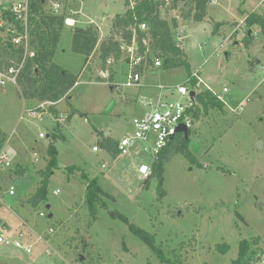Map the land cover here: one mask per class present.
I'll return each instance as SVG.
<instances>
[{
  "label": "rangeland",
  "instance_id": "1",
  "mask_svg": "<svg viewBox=\"0 0 264 264\" xmlns=\"http://www.w3.org/2000/svg\"><path fill=\"white\" fill-rule=\"evenodd\" d=\"M20 1L28 0L0 1V36L3 38L15 30L14 24L5 18L4 10ZM52 1L64 2L45 0L42 11L62 14V7L55 12ZM215 1V4H207L205 17L223 23L221 33L218 34V27L215 31L213 23L206 18L200 25L192 23L197 22L192 19L189 21L192 25L181 18L179 21L186 26L183 31L192 35L185 44L192 70L197 69L206 85L223 93L226 102L223 109H210L200 120L192 121L188 147L196 161H190L181 152L173 154L165 165L162 180L157 174L145 181L136 177L134 162L139 166L149 161L145 144H138L128 155H121L119 161L107 157L105 154L110 153L105 149L94 152L92 146L98 140L94 128L111 130L118 138L131 133L135 108L129 102L141 104L143 94L150 97L159 88L162 90V86L184 82L188 77L185 67L167 70L162 66L149 72L140 81L141 86L132 87L120 84L127 75L119 72L114 89L109 81L101 82L94 75L82 73L69 92L70 98L64 97L57 105L59 109L50 104L40 108L38 99L26 102L18 83L0 85V154L2 150L14 149L12 145L18 149L15 156L11 155L9 165L0 163V195L13 185L17 192L15 197L4 196L3 201L10 209L7 205L1 209V205L0 210L15 219L19 216L18 221L24 228L23 217L32 228L35 227L33 222H37L36 229L45 234L48 244L38 239L42 235L39 231L25 244L36 242L38 246L40 243L52 253L27 255L15 248H2L0 264H168L98 199L95 202L97 214L93 218L86 201L90 174L97 177L106 194L113 195L114 199L109 195L100 196L108 209L127 216L130 222L154 234L155 245L161 247L170 261L177 257L180 264H229L237 258L241 240L259 236L261 241L254 247L260 251L255 264L264 262V36L256 32L250 36L246 32L247 16L263 5L264 0ZM99 3L100 0H85L83 7L91 15L98 14ZM105 3L103 10L108 16L105 23H110L105 31L114 35L117 13L123 12L125 7L123 0H106ZM179 7L183 8L184 4L180 3ZM111 16L114 18L110 21ZM162 16L172 17L168 10L162 11ZM241 24L244 25L240 27ZM254 26L259 25L251 29ZM70 42L71 36L65 31L57 59L78 71L83 56L70 49ZM64 50L66 52L62 53ZM156 56L164 62L161 55ZM119 61L127 62L125 54L122 53ZM116 64L118 61L113 67ZM145 81L151 90L144 93L145 88L140 87ZM224 87L228 88L226 93ZM139 107L144 109L143 104ZM29 110H48L52 115L46 113L39 120L30 115ZM61 110L68 114L65 126L56 122ZM57 124L62 125L59 131L62 135L54 144L59 151V166L51 176L49 187V202L55 209L50 211L47 205L40 203L37 207L31 205L29 211L28 205L27 210H21L17 201L23 194L20 186L23 181L16 179L23 177L18 176L17 171L25 169L31 174L29 189L20 199L27 202L32 197L28 198L31 192L41 184L38 176L42 180L39 173L42 166L33 165L32 151L48 145L51 140L39 138L38 133H53L56 131L53 126ZM49 148L50 145L47 151ZM47 156L48 161L49 154ZM104 161L109 165L107 169L101 168ZM68 167L74 168L69 171ZM56 188L60 189L59 194L53 193ZM72 190L77 198L69 204ZM41 211L48 216L40 217ZM51 212L55 216L50 219ZM50 226L53 233L49 232ZM222 243L230 245L228 252H219L217 245Z\"/></svg>",
  "mask_w": 264,
  "mask_h": 264
},
{
  "label": "trees",
  "instance_id": "2",
  "mask_svg": "<svg viewBox=\"0 0 264 264\" xmlns=\"http://www.w3.org/2000/svg\"><path fill=\"white\" fill-rule=\"evenodd\" d=\"M135 6L129 8L124 15H117L114 26L117 28V33L124 36L127 42H131L133 33L130 30L133 27L136 30L137 41L139 42L140 50L143 51V38L150 37L151 47L156 54L161 55L164 59L163 68H175L183 66L187 72V81L184 84H189L194 88L197 84V78L193 76L191 65L186 58V52L183 48L177 46L174 41V29L179 26L177 18H172L171 21L162 17L160 7L162 0H135ZM173 8H179L180 15L183 19H192L201 21L205 17V12L209 0H172ZM45 0H28V32L30 34V46L34 50L35 55L26 56L24 66L19 74L17 83L21 88L23 96L27 99L36 98L40 101H51L53 103L68 96L70 90L76 85L79 79V74H76L69 69H66L54 62V55L58 48L61 38V30L65 24V14L45 13L42 11V6ZM180 3L184 4L180 8ZM129 5V0H126ZM189 8L187 9L186 7ZM4 15L7 20H10L15 30L9 34L7 38L0 36V64L1 67L11 65L12 61L18 62L24 58V47L16 46L12 39L14 36L23 34L25 26L23 22L16 19L12 11L4 10ZM146 23L147 31H142L139 25ZM255 24L260 26L264 36V14L252 12L247 16L246 25L248 30ZM219 24H216L217 28ZM248 34H251L248 31ZM98 34L92 27H76L73 31V40L71 50L75 53L90 56L98 43ZM120 42L116 41L114 36L110 35L106 42H103L100 47L101 58L103 63L110 57L119 59L121 56ZM198 105L194 109H190L194 120H199L201 115L207 113L210 109H223L224 101L217 98L214 92L207 87H200L196 95ZM191 130L188 134L177 133L175 137L162 149L153 163V174H157L160 180L163 178L165 165L169 158L177 152H181L190 161L195 162L188 145L190 142ZM52 138L58 136L51 135ZM60 137V136H59ZM103 146L110 151L113 156L119 155L116 142L111 137H106ZM49 160L46 168L40 171L42 175L41 185L37 191L29 199L32 207H37L41 202H46L48 197V185L50 177L54 170L58 168V152L54 144H50L48 150ZM74 167H68L71 170ZM25 169H19L17 173L21 176ZM109 195L101 188L98 179H88L86 201L89 205L93 218L96 217L97 207L96 200H100L104 206L113 215L119 216L126 222L130 229L150 246L153 247L158 257L162 262L168 264H180L177 257L170 261L160 246L155 245V235L130 222L128 217L108 209L105 201L100 196ZM110 198L114 199L112 195ZM261 238L259 236L250 239H243L239 244V252L237 258L233 259L229 264H255V260L259 254V250L254 247L259 245ZM217 249L221 253H226L230 250L228 243L217 245Z\"/></svg>",
  "mask_w": 264,
  "mask_h": 264
},
{
  "label": "built area",
  "instance_id": "3",
  "mask_svg": "<svg viewBox=\"0 0 264 264\" xmlns=\"http://www.w3.org/2000/svg\"><path fill=\"white\" fill-rule=\"evenodd\" d=\"M164 1L162 6L160 7L161 11H174L175 18L179 19L181 18L180 14L176 12V10L173 8L172 0H162ZM135 0H129V8H133L135 6ZM1 5H3L1 3ZM59 5L56 4L54 7L55 12H58ZM29 4L28 1L24 3H18L13 4L9 10L12 11L16 17V19H19L21 22H23L25 26V31L23 34L14 36L12 39V42L16 46H23L25 50L24 58L18 62L12 61L11 65L1 67L0 64V85L4 86L8 82H12L17 84V80L19 77V74L24 66L26 56H34V50L31 49L30 46V34L28 32V14H29ZM65 24H68L70 26H75L76 20H73L71 18H65L64 21ZM139 28L142 31H147L148 25L146 23H142L139 25ZM133 33L131 42H127V40L124 38L122 33L120 34V37L116 36L115 40L120 42V50H121V56L122 53L125 54V57L127 59V65H128V76L126 85L132 86L137 83H139L142 72L146 68L151 67H161L163 66V61L161 58L156 56V52L151 47V39L150 37L143 38V47L144 50H140L139 42L137 41V35L136 30L131 27L130 29ZM181 40V38H179ZM116 59L114 57H110L107 60V64H111ZM193 76L197 78V84L194 88H192L189 84H180L176 86L174 89H172V92L176 95L172 100H163L160 99L157 101V103L154 105V107L146 112L145 114L141 116H136L132 120L133 124V131L131 133L124 134L118 141L117 149L119 150V154H126L132 149L133 147H136L138 144H145V151L153 158L156 159L158 153L164 149L168 143L175 137L177 132V127L184 123L188 126V128L191 127L193 116L190 109H194L198 102L196 100V95L198 93V87L202 85V80L200 78V75L197 71L193 72ZM206 87V86H205ZM164 87L162 86V89ZM209 89V88H208ZM194 90L196 92L195 96H191V91ZM211 90V89H210ZM228 91V88L224 87L223 92L226 93ZM214 94L217 96L218 99L225 102L223 93L220 92H214ZM47 104L52 105V102H47ZM46 103H42L39 105L40 108H45ZM30 111V110H29ZM43 111L39 110H32L29 112V114L33 116H37L40 119L42 118ZM65 117L63 115H60L56 118V122L61 123ZM39 138H46V134L43 132L39 133ZM100 149L99 145L96 144L93 146V151H98ZM35 160H39V153L35 152ZM10 157L11 152L10 150H2L0 154V163L1 165H9L10 164ZM106 164L103 163L102 167L106 168ZM153 168L152 166L145 162L142 163L138 168V174L141 181L148 180V178L152 175ZM60 190L57 189L55 193H59ZM16 187L10 186L7 189V192L4 193V195H0V205L2 207L4 205H7L3 198L6 194L10 196L16 195ZM7 207L10 209L9 205ZM12 209V208H11ZM39 216L41 217H47V214L45 211L39 212ZM25 226L27 227V222L23 219ZM29 228V227H28ZM6 228L4 227V224L0 222V252L3 247H12L16 249H23L26 252H31V249L33 245L36 242L25 244L22 240L21 236L13 237L5 234ZM50 233L54 232V229H49ZM38 239L42 240V242H45L48 244L46 237L43 235H40ZM49 246V245H48ZM47 253L50 254L51 252L47 250Z\"/></svg>",
  "mask_w": 264,
  "mask_h": 264
},
{
  "label": "crops",
  "instance_id": "4",
  "mask_svg": "<svg viewBox=\"0 0 264 264\" xmlns=\"http://www.w3.org/2000/svg\"><path fill=\"white\" fill-rule=\"evenodd\" d=\"M1 1V0H0ZM48 1H50V0H48ZM79 1V2H78ZM21 2V1H20ZM20 2H18V3H20ZM53 2V1H52ZM65 2V3H64ZM64 2H61L60 3V1H54L53 2V4H58L59 5V8H58V10H60V8H61V12L62 13H64L65 14V18H71V19H73V20H76V24H75V27L74 26H70V25H68V24H64L63 25V27H62V30H61V38H60V43H59V45H58V48H57V50L59 49V47H60V45H61V42H62V39H63V34H64V32L65 31H68V34H70V36H71V42H70V49H71V46H72V40H73V31H74V29L76 28V27H92L96 32H97V34H98V37H99V39H98V43H97V46H96V48H95V50H94V52L90 55V56H88V57H86L85 55H82L83 56V64H82V66H81V69L80 70H74L73 68H71V67H69V66H66L65 64H63V63H61L58 59H57V50H56V53H55V55H54V62H56V63H58L60 66H62V67H64V68H66V69H69L70 71H72V72H74V73H76V74H79V78L81 77V75H82V73H89L90 75H94L95 76V78H96V80H99L100 79V81L102 82V81H105V82H108L110 85H111V87H112V89H114V86L115 85H117L118 83H116V79H117V77H118V73L119 72H121V75H127L128 76V65H127V62L125 63V62H120L119 60L121 59V56H120V58L119 59H116L115 61H113L111 64H107V61H106V63H103V61H102V58H101V51H100V47H101V44L103 43V42H106L107 41V39H108V37H110V35H112V36H114V38H116V36H118V37H120V33L119 34H117V32H115V34L113 35L110 31H105V26H106V28H109V27H107L108 26V24H110V23H108L107 25H106V20H107V17L108 16H106V14H105V11L103 10V9H105L106 8V6H107V4L105 3L106 2V0H100V3H99V9H100V12H98V14H92L91 15V13H88V12H86L85 11V9H84V7H83V5H84V3H85V0H64ZM209 2H211V3H214L215 4V0H209ZM2 3H3V0H2ZM14 4H15V2H13ZM17 4V3H16ZM65 4V5H64ZM73 5L74 7H71L70 5ZM123 4H124V7H125V10L123 11V12H121V13H117L118 15H124L126 12H127V10L129 9V6L126 4V0H123ZM208 5H209V3H208ZM207 5V6H208ZM175 10H176V12L178 13V14H180L178 11H179V8H174ZM161 10V9H160ZM206 11H207V9H206ZM170 13H171V19L172 18H175V16H174V11H169ZM253 12H258V13H261V14H264V4L263 5H260L259 7H258V9H256L255 11H253ZM116 14V15H117ZM161 14H162V11H161ZM116 15H114V16H116ZM114 16H111L108 20H112L113 18H114ZM181 16V15H180ZM206 16V15H205ZM163 18H165L164 16H162ZM204 18H206V17H204ZM203 18V19H204ZM165 19H167V18H165ZM171 19H167L168 21H171ZM180 19V18H179ZM179 19H178V21H179ZM181 19H183L182 17H181ZM206 19H208V18H206ZM206 19L205 20H203V21H206ZM184 21H187V23L186 24H190L191 22H189V21H191V20H187V19H183ZM209 20V22L211 21L212 23V26H213V29L216 31L217 30V28L215 27V25L216 24H219L218 25V34L219 33H221L222 31H221V27H222V25H223V23H218V22H214L213 20H210V19H208ZM203 21H197V22H192V23H195V24H198V25H200ZM241 22H243V20L241 19ZM184 23V22H183ZM220 24H222L221 26H220ZM190 25H192V24H190ZM244 25V24H243ZM242 24L240 25V27L241 26H243ZM110 26V25H109ZM239 26V25H238ZM111 28H112V26H110ZM184 27L186 28V26L185 25H183V24H181L180 25V21H179V26L176 28V29H174V36H175V34L176 33H178L179 34V36H175V38H174V41H175V43L177 44V46H179V47H182L184 50H185V52H186V55H187V50H186V47H185V44H186V41L188 40V39H190L191 37H192V35H191V33L188 31V33H187V31L186 32H184L183 31V29H184ZM204 27V26H203ZM255 27V28H254ZM253 27V29H250V30H248L247 29V31L246 32H248V31H250L249 33L250 34H252V33H254V32H256L258 35H262V32H261V29H260V27L259 26H254ZM67 28H69V30L67 29ZM212 28V27H211ZM113 29H114V31L116 30L117 31V28L114 26V24H113ZM225 30V29H224ZM113 31V32H114ZM230 37V36H229ZM228 37V38H229ZM179 38H181V40H179ZM226 39H227V37H226ZM177 41H178V43H177ZM180 43L182 44V46L180 45ZM66 52V50H64V51H62V53H65ZM188 59V58H187ZM118 61V64H116V65H114V67H113V64H115L116 62ZM101 63V68H99V64ZM190 63V62H189ZM191 64V63H190ZM112 67H113V69H112ZM162 67V66H161ZM193 68V67H192ZM191 68V69H192ZM158 69H162V68H160V67H151V68H146L145 70H143V72H142V76H141V79H140V81L142 80H144V78H145V76L147 75V74H150L152 71H155V70H158ZM174 69V68H173ZM167 70H171V69H167ZM195 71H197L198 72V70L197 69H193L192 70V72H195ZM94 72V73H93ZM150 72V73H149ZM92 73V74H91ZM199 73V72H198ZM200 75V74H199ZM200 78H201V80H202V85L203 86H206L207 88H209V89H211L213 92H216L212 87H210L209 85H206V83H205V81L203 80V78L201 77V75H200ZM108 79V80H107ZM120 80V79H119ZM188 80V79H187ZM187 80H185V81H187ZM78 81H79V79H78ZM126 81H127V77H126V80H125V82H124V80H121V85L122 86H126V87H132V86H135V85H137V86H141V83H140V81H139V83H137V84H135V85H132V86H127L126 85ZM184 81V82H185ZM105 82H103V83H105ZM184 82L183 81H181V82H179V83H177V85L176 86H178V85H180V84H184ZM77 84V83H76ZM174 85V84H173ZM173 85H170V86H163L164 88L161 90L160 88L158 89V90H156V91H154L153 92V96H150V97H148V94H143V96L140 98V103L141 104H143V106H144V109L143 108H141V107H139V106H141V104H138V103H134V102H129L130 104H131V106L133 107V108H135V114H134V116L136 117V116H141V115H143V114H145L146 112H148V111H150L153 107H154V105L157 103V101L158 100H160V99H163V100H172L176 95L172 92V89H174L176 86H173ZM185 85H188V84H185ZM17 86V85H16ZM148 86H150V84L148 83V82H144L143 83V86L142 87H140V88H145L144 89V93L146 92V91H148V89H150L151 90V87H148ZM68 97L70 98V96H69V94H68ZM26 99V102H28V101H30V100H36V98H30V99H27V98H25ZM224 99H225V97H224ZM135 100V99H134ZM39 101V100H38ZM63 101V99H61V100H59V101H57V102H55V103H52V105H49V106H55V108L56 109H59L58 107H57V105L58 104H60L61 102ZM42 101H39V104H42V103H46L47 104V101H43L42 103H41ZM138 102V101H137ZM225 102H226V100H225ZM48 105V104H47ZM139 105V106H138ZM59 106V105H58ZM39 107V106H38ZM64 110H61L59 113H58V116H60V115H63L64 117H65V119L63 120V122H62V124L65 126L66 124H64L65 122H66V120L68 119V114L67 113H65V112H63ZM26 111L24 110V113H25ZM46 113H49L48 112V110H47V112L45 111V112H43V115H42V118L40 119L39 117H37L36 116V118L37 119H39V120H42L43 118H44V115L46 114ZM50 115H52L51 113H49ZM31 115V114H30ZM86 117H88V116H86ZM134 118V117H133ZM201 118V117H200ZM53 120H54V117H53ZM70 120H71V118H70ZM69 120V121H70ZM133 120V119H132ZM193 120H194V118H193ZM200 120V119H199ZM55 121V120H54ZM65 121V122H64ZM85 121H88L87 120V118H85ZM132 122V121H131ZM60 126H62V125H60ZM60 126L57 124L56 126H53L54 127V129L56 130V131H53V133H48V134H46V138H48V139H51L50 140V142L48 143V145H50L51 143H53V144H55V142L57 141L56 139H58V138H52V134L54 135H56V136H60L61 137V133H59V131L61 130V128H60ZM190 129V128H189ZM41 132H43V131H41ZM40 133V132H39ZM39 133H38V137H39ZM94 133L96 134V136H97V142L98 141H100V143L98 144L97 142H95L94 144H93V146L94 145H96V144H98L99 145V147H100V149L102 148V149H105V150H107L104 146H103V143H104V141H105V138L106 137H111L115 142H116V146H117V144H118V141H119V139L123 136H121V137H114L113 135H112V133H111V130H107V129H105V131H103L102 130V127L99 129V128H94ZM103 135V136H102ZM51 137V138H50ZM10 137H8L7 138V141L9 142V143H7L8 144V148H10ZM48 145H41V147H38V148H34L35 150H33L32 151V156H31V158H32V162H34V166H38L39 164L42 166V168H41V170H44L45 168H46V166H47V164H48V161H47V147H48ZM93 146H92V150H93ZM12 147L14 148V149H8V150H10V152H11V155H13L14 154V156L16 155V150H18V149H16V146H14V145H12ZM46 147V148H45ZM134 148V147H133ZM100 149L98 150V151H94V152H99L100 151ZM40 151H41V153H40ZM108 151V150H107ZM130 151H131V149H130ZM130 151L128 152V153H126V154H119V155H117V157H115V156H113V154L110 152V151H108L110 154L108 155V154H105L107 157H112L113 159H116V160H120L121 158H122V156L121 155H128L129 153H130ZM35 152H38L39 153V160H35V155H34V153ZM40 154H41V156H40ZM18 155V154H17ZM58 159H59V151H58ZM41 160V161H40ZM42 162V163H41ZM103 163H105L107 166H106V168H103L102 167V164ZM147 163H149L151 166H153V163H154V159L151 157V156H149V161H147ZM102 164H101V168L102 169H107L108 167H109V165H108V163L106 162V161H104V162H102ZM134 164H135V169H136V177L138 178V179H140L139 178V174H138V168H139V166L141 165H137L135 162H134ZM40 165H39V167H40ZM58 166H59V163H58ZM89 167V166H88ZM41 170H39V173H40V171ZM70 171V170H69ZM54 173V172H53ZM87 173L88 174H90L89 173V169L87 170ZM18 176H20L19 174H18ZM33 176V175H32ZM52 176V175H51ZM90 176H91V179H97V177H93L91 174H90ZM20 177H23L22 179H16V181L18 180V182L20 181V182H22L23 181V184L22 185H20L21 186V193L23 192V194L29 189V187L27 186V184L29 183V182H32L31 181V179H29V178H31V174H30V171H27V170H25V172L20 176ZM39 178V182L41 183V181H40V179H41V177L40 176H38ZM70 179V178H69ZM88 179H90V178H88ZM50 180H51V177H50ZM98 183H99V180H98ZM100 184V183H99ZM41 185V184H40ZM101 186V185H100ZM39 187V186H38ZM49 187H50V181H49V185H48V197H47V201L46 202H41L42 204H44V205H47V209H49L50 211H52V209L55 207V205H54V207L51 205V202H49ZM101 188H102V186H101ZM37 189L38 188H36L33 192H31V194L29 195V197L28 198H30L36 191H37ZM57 189H59V188H56V189H54L53 190V193L54 194H59V193H55V191L57 190ZM103 189V188H102ZM60 190V189H59ZM104 190V189H103ZM105 191V190H104ZM4 192H7V190H4ZM23 194H21L20 196H18V201H17V206H19V208L21 209V210H27L26 209V207H27V205H28V211H29V208L30 209H32L30 206H31V204L29 203V199H28V201L27 202H20V199H23L22 198V195ZM16 196V195H15ZM14 196V197H15ZM75 195H74V192H73V190H72V195H71V199H70V202H69V204L70 203H73V201L75 200V198H77V197H74ZM113 196V195H112ZM11 197H13V196H11ZM101 203V202H100ZM1 206V205H0ZM1 209H3V207H1ZM55 209V208H54ZM5 211V210H4ZM3 210L1 211L0 210V219H1V221L0 222H2L3 224H4V227L6 228V230H5V234L6 235H9V236H13V237H18V236H21L22 237V239H23V241H24V243H29V242H31V240L34 238V236H36L37 235V233L35 232V231H39V233H42L41 231H40V229H36L37 228V222H33V225H35V227H33L32 228V226H30L29 224H28V226L26 227V228H24V227H22V223L21 222H19L18 220H19V216H16L17 218L15 219V217H13L11 214H8L7 212H4ZM13 213H15V208L13 207ZM46 214H47V212H46ZM48 216V215H47ZM55 215H54V213L53 212H51L50 213V215H49V218L51 219V218H53ZM41 217V216H40ZM42 218H46V217H42ZM23 219H24V217H23ZM21 221H23V220H21ZM29 227V228H28ZM52 227L50 226L49 227V229H51ZM42 229V228H41ZM53 229V228H52ZM19 230V231H18ZM47 233H48V231H47ZM46 233V234H47ZM42 235L43 236H45V234H43L42 233ZM45 243V242H44ZM39 245L37 246V245H35V247H34V245H33V247H32V249H31V252H26L25 250H23V249H17V250H21V252H23V253H25V254H27V255H32L33 253H35L36 252V255H39V254H41V255H44V253H46V254H48L47 253V250L48 249H46V247L45 246H40L41 244L40 243H38ZM5 247H3V249H4ZM6 248H12V247H6ZM16 249V248H15ZM33 250V251H32ZM0 254H2V251L0 252ZM52 253H50V254H48V255H51Z\"/></svg>",
  "mask_w": 264,
  "mask_h": 264
},
{
  "label": "water",
  "instance_id": "5",
  "mask_svg": "<svg viewBox=\"0 0 264 264\" xmlns=\"http://www.w3.org/2000/svg\"><path fill=\"white\" fill-rule=\"evenodd\" d=\"M250 32V31H249ZM196 92L194 90L191 91V96H195ZM189 128L186 124L181 123L178 127H177V132L178 133H184V134H188ZM260 264H264V262H261Z\"/></svg>",
  "mask_w": 264,
  "mask_h": 264
},
{
  "label": "bare ground",
  "instance_id": "6",
  "mask_svg": "<svg viewBox=\"0 0 264 264\" xmlns=\"http://www.w3.org/2000/svg\"><path fill=\"white\" fill-rule=\"evenodd\" d=\"M47 102H51V101H47ZM53 103V102H52Z\"/></svg>",
  "mask_w": 264,
  "mask_h": 264
}]
</instances>
